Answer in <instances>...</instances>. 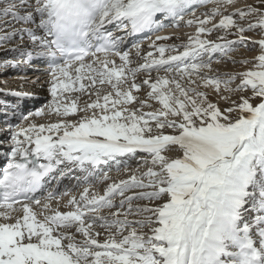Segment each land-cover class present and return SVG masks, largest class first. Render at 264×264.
Instances as JSON below:
<instances>
[{
    "label": "snow or ice",
    "instance_id": "6c2138e0",
    "mask_svg": "<svg viewBox=\"0 0 264 264\" xmlns=\"http://www.w3.org/2000/svg\"><path fill=\"white\" fill-rule=\"evenodd\" d=\"M0 50L50 97L0 112V264H264V0H0Z\"/></svg>",
    "mask_w": 264,
    "mask_h": 264
},
{
    "label": "bare ground",
    "instance_id": "6f19581e",
    "mask_svg": "<svg viewBox=\"0 0 264 264\" xmlns=\"http://www.w3.org/2000/svg\"><path fill=\"white\" fill-rule=\"evenodd\" d=\"M209 7H211V5H209ZM183 31L184 32H190L193 30L184 29V30H182V32ZM4 59L14 60V59H17V56H16V54L6 53V52L0 50V61H3ZM9 67H10L9 71H17L18 74L15 75V77H13L12 80L10 78H8L4 81L3 78H5V77H2L4 75L3 70L6 68H9ZM9 67H1L0 68V82L2 83V85L14 84V88L18 89V87H20L22 85L21 82H18V81L29 80L30 82H28V83H30V84H28V86L26 88L30 89V92H33L35 94L41 93L43 90V87L41 86V84H38L39 80H42L43 84L47 85V79H48L47 75H46L47 67L40 62H35L34 64H32V66H29V69H25L24 71L18 70V68H16V67H11V66H9ZM219 69H220V66H219ZM8 75H9V73L6 74V76H8ZM2 85L0 87H2ZM23 87H25V86H23ZM49 99H50V97L48 98V100ZM16 100H18V101H16ZM46 103L47 102H42L39 98H37L36 95L31 96L27 100L26 99L23 100L22 96H18L14 100V98H12V97L10 98L8 96V94L6 92H3L0 88V105H4V106L7 105L10 109H13V110L15 107H17V109H15V110L18 113L21 112V114H24V115H27L31 111H35V110L39 109L40 107H42ZM0 108H2V107L0 106ZM0 112H1V110H0ZM5 122H6V118L3 117L2 115H0V126L3 127ZM38 122H42V121H38ZM12 123H15V120H13Z\"/></svg>",
    "mask_w": 264,
    "mask_h": 264
},
{
    "label": "rangeland",
    "instance_id": "374dc122",
    "mask_svg": "<svg viewBox=\"0 0 264 264\" xmlns=\"http://www.w3.org/2000/svg\"><path fill=\"white\" fill-rule=\"evenodd\" d=\"M245 2H248V3H251L252 0H241V6L245 3ZM184 31L180 33V35L183 37L184 36ZM256 55L255 52H246L244 51L243 49H241L239 52L235 53L234 54V57L236 59H240L241 57H246L248 59H251L253 58L254 56ZM2 62V61H0ZM36 61L34 60L32 62V64H34ZM19 67L21 66V68L23 69H29V65L27 64H23V63H20L18 65ZM226 67V68H225ZM1 68V67H0ZM223 68V69H222ZM225 68V69H224ZM10 70V67L9 68H6L3 70L4 72V75L2 77H5L3 78V80L5 81L6 79L10 78L11 80L13 79V77H15V75L18 74L17 71H9ZM220 71L222 72H234V71H242L244 69L240 68V67H235L233 68L231 65H227V66H224V65H221L220 66ZM9 73L8 76H6V74ZM12 77V78H11ZM18 82H21V84L25 87H23L22 85L20 87H18V89H15L14 88V84H10V85H2V83L0 82V86L2 85L1 90H3L4 92H6L7 94L10 93V92H21V93H27L28 95L27 96H22V99H28L30 98L31 96H39L37 98H39L42 102H48V98H49V94H48V91H47V85L43 84L42 80H39L38 84H41V86L43 87V90L41 93H38V94H35L33 92H30V89L26 88L28 86V82H30L29 80H24V81H18ZM32 90V89H31ZM8 96L11 98V96L8 94ZM15 100V99H14ZM18 101V100H16ZM28 104V103H27ZM5 108V107H4ZM4 108H1V111L4 110ZM9 109V108H8ZM10 111V110H9ZM21 113V112H20ZM0 137H2V134H0ZM2 139V138H0Z\"/></svg>",
    "mask_w": 264,
    "mask_h": 264
}]
</instances>
